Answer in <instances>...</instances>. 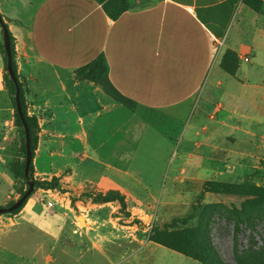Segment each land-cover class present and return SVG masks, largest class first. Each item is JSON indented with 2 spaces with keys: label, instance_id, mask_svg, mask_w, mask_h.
Returning <instances> with one entry per match:
<instances>
[{
  "label": "rangeland",
  "instance_id": "rangeland-1",
  "mask_svg": "<svg viewBox=\"0 0 264 264\" xmlns=\"http://www.w3.org/2000/svg\"><path fill=\"white\" fill-rule=\"evenodd\" d=\"M15 1L18 2L17 7L14 5ZM40 1L32 0L33 7L26 8L27 0H8L7 6H2L3 13H0L9 30L11 19L13 22L16 21L13 17H19L23 20L22 24L18 20V24H10L14 28L17 26L16 30L20 34ZM242 2L247 7L251 5L257 9L256 13L264 21V0ZM12 10L17 14L12 13ZM240 18L241 13L237 21ZM263 29L262 26L251 27L239 32L238 38L235 36L236 26L230 30L228 42L215 50V58L228 72H234L239 63L241 80H233V86L229 90L225 81L221 92L210 94L205 90L204 97L207 101L201 99L200 102L193 103L190 109L181 112L178 117L171 112L150 115L143 109L122 103L129 114L125 115L127 125L118 128L139 148L140 157L143 159L140 158L141 161L137 162L146 165L151 163L147 157L152 158L153 154L167 156L159 159L161 162L166 161V169L158 185L160 190L156 193L157 198L155 197L151 206L144 207L145 212L140 211L133 217L127 205L122 207L119 201H99V196L95 198L96 195L103 194L102 192L90 191L88 187H73L70 175L74 165L67 150L77 143L72 142L70 137L49 140L46 129L51 124L48 118L52 111L40 108L38 99L30 97L29 85L32 84V78L27 70L20 69L16 57L18 50L14 43V62L30 119L31 148L34 152L30 175L35 185L24 204V207L27 205L29 208L24 216L40 225L36 215L44 220L43 214H63L67 219L63 225L70 232L78 230L77 236L73 234L76 236L74 238L63 236L56 239V233L53 234L55 229H50L54 237L50 234L43 242L41 250V255L52 257V261L47 264H264V202L253 196L212 194L203 188L204 183L209 180L250 183L264 187V38H256ZM232 40L239 42L235 48L249 62L231 54H223ZM252 44L254 50L247 47ZM242 46H246L247 50ZM0 56V208H7L28 190V183L24 176L26 139L23 128L16 120L15 93L6 67L1 25ZM216 61L212 67L213 75L219 69ZM106 97L102 103L106 104L107 99L114 101L110 95ZM219 103L225 105L223 109L216 106ZM82 106L95 115L99 104L93 97L92 101L87 99ZM145 112L148 115L143 116ZM200 115L204 116L208 131L197 136ZM211 115L216 119H210ZM223 120L237 126V130H232L236 140H221L229 135L230 130L228 126L219 125ZM95 123L97 121L94 117L85 118L88 130L91 131ZM187 123L189 126L183 132V126ZM108 126L109 129L116 128ZM246 130L251 135H247ZM209 134L214 135L211 141L221 149L212 155L210 151L205 152L203 145ZM195 142L202 144L201 149L197 148ZM191 152L193 155L187 159ZM136 153L137 149L131 145L121 153L123 157L118 160L126 170L137 169L134 164L128 165ZM200 153L207 155L200 157ZM169 163L171 167L168 169ZM182 165L187 167V173L181 175L183 180L174 179V174H177ZM200 167L204 170L200 171ZM118 182L123 188L131 190L132 194H139L142 202H151L154 198L152 193L148 195L145 190L128 180L120 179ZM110 191L117 190L110 189L107 193ZM49 202L53 203V209H47ZM79 215L84 221L78 218ZM90 215L106 222L90 220ZM189 215L191 217L184 224L185 221L181 219ZM175 219L181 221L178 228L167 231L165 226L174 223ZM107 227L122 231L126 237V246H121L123 238L120 246L104 247L102 252L90 249L81 252V248L77 247H65L62 251V242L70 243L72 239L85 247L87 241L93 240L94 234ZM204 236L209 240L212 254L206 251ZM31 242H34L33 237ZM0 260L1 264H16L6 254L0 255ZM40 260L42 264L43 259Z\"/></svg>",
  "mask_w": 264,
  "mask_h": 264
},
{
  "label": "crops",
  "instance_id": "crops-1",
  "mask_svg": "<svg viewBox=\"0 0 264 264\" xmlns=\"http://www.w3.org/2000/svg\"><path fill=\"white\" fill-rule=\"evenodd\" d=\"M132 2L138 7L125 12L117 20H112L95 0H41L20 34L16 30L17 26L14 28L10 24H22L23 20L19 17H13L18 23L11 22V19L9 27L18 50L17 63L32 78V84L29 85L30 97L38 99L40 108L52 111L48 118L51 124L46 129L49 140L70 137L72 142L77 143L67 150L74 165L70 175L73 187H88L90 191L103 194L110 189L117 190L125 197L133 217L138 212H143L144 207L151 206L152 201L157 198L156 193L160 190L158 185L166 169V161L161 162L159 159L167 156L153 154L152 158L147 157L151 160L150 164L138 163L137 161L143 159L140 157L139 148L118 128L127 125V107L112 96L110 97L113 102L107 99L106 104L102 103L109 94L92 82L77 81L76 69L104 54L111 83L122 95L134 102V108L143 109L150 115L171 112L178 117L181 112L190 109L193 103L200 102L201 99L207 101L204 97L205 90L210 94L221 92L223 81L228 84L229 90L233 86V80H241L240 68L236 75L227 72L216 61L215 50L225 46L234 26L237 29L235 36L238 38L239 32L251 27H264V21L258 13L244 5L242 0ZM7 3L8 0H0L1 12L2 6L6 7ZM14 5L17 7L18 2L15 1ZM25 5L26 8L33 7L32 0H27ZM12 13L17 14L14 10ZM240 13L241 18L237 21ZM259 37L264 38V29L256 36ZM237 45L239 42L232 40L223 54L230 51L245 60L247 57L238 53L235 48ZM242 47L246 50L251 47L254 50L253 44ZM218 54L219 50L216 57ZM215 61L219 69L213 75ZM210 76L213 78L210 79ZM93 97L99 104L95 115L82 106L87 99L92 101ZM216 106L223 109L225 105L219 103ZM146 112L142 115H148ZM89 116L97 121L93 125L92 133L85 126V118ZM210 119L215 120L216 117L211 115ZM197 123L199 128L196 127V135L207 133L204 116L200 115ZM108 125L116 128L109 129ZM219 125L228 126L230 129L229 135L221 140L232 141V130H237V126L224 120ZM188 126V123L183 126V132ZM165 134L169 136L167 132ZM246 134L251 135L249 130H246ZM213 137L212 134L207 135L203 144L205 152L210 151L211 155L221 150L211 141ZM194 144L201 149L202 144ZM129 145L137 149L136 155L128 164L135 165L137 169L133 171L126 170L118 160L123 157L121 153ZM192 155V152L189 153L187 159ZM206 155L207 153L199 154L200 157ZM170 167L171 163L167 168ZM199 169L204 170L201 167ZM185 173L187 167L182 165L177 174H174V179L183 180L181 175ZM120 179L139 186L148 195L152 193L154 198L151 202H142L139 194L134 195L131 190L120 185ZM46 207L53 209L54 205L49 208L47 204ZM28 209L26 205L17 214L0 216V255L6 254L16 264H41L40 259H43L42 264H47L52 261L51 255H41L42 244L46 238L50 234L54 237L53 234L56 233V239L63 236L70 239L77 236L78 230L70 232L63 225L67 222L63 214H43L44 220L36 215L41 223L37 225L24 216ZM90 217L93 221L106 222L97 216ZM78 218L82 219L80 215ZM50 229H55V232L52 234ZM94 237L91 242L87 241L85 247L72 239L70 243L62 242V251L65 247H77L81 248V252L89 249L102 252L104 247L120 246L123 238L121 246H126V237L122 231L110 227L101 229Z\"/></svg>",
  "mask_w": 264,
  "mask_h": 264
},
{
  "label": "trees",
  "instance_id": "trees-1",
  "mask_svg": "<svg viewBox=\"0 0 264 264\" xmlns=\"http://www.w3.org/2000/svg\"><path fill=\"white\" fill-rule=\"evenodd\" d=\"M95 1L102 6L105 13L112 20H117L125 12L129 11L132 8L138 7V6L133 4L132 0H95ZM145 4H147V2H145ZM248 7H250L253 11L257 12V9L253 8L251 5H248ZM1 16L3 17L2 13H1ZM10 37H11L12 54H13V67H14V71L16 73V77L18 78L17 70H16L15 62H14L15 38L13 37L11 32H10ZM4 51H5V49H4ZM5 54H6V51H5ZM225 54L226 55L231 54L233 57H238L235 53L230 52V51L226 52ZM6 60H7V56H6ZM6 67H7V64H6ZM238 67H239V63H238ZM238 67L234 72H229V73L232 75H235L237 73ZM9 77H10V75H9ZM9 79H10V83H11L13 92L15 93V96H16L15 84H14L13 80L11 79V77ZM75 79L77 81L92 82V83L104 88V90L110 96H112V98L115 99L117 102L127 104L130 106H134V102L132 100L128 99L127 97H125L124 95H122L114 87V85L111 83V81L109 79V66H108V62H107V59H106L104 54H100L97 58H95L93 61H91L87 65L76 69ZM19 85L21 88V103H22V107H23V111H24V117H25V119L29 125V128H30V119L27 116L25 98H24V94H23V90H22V86H21L20 82H19ZM15 109H16V114H15L16 120H17L19 126L23 128V134L25 136L24 126H23L22 120H21L19 113L17 111V108H16V98H15ZM30 133H31V129H30ZM31 147H32V144H31ZM24 150L26 152V144L24 146ZM33 157H34V152L32 151L31 170L33 169ZM24 172H25V164H24ZM24 176H25V173H24ZM30 178H31V175H30ZM25 179H26V177H25ZM26 181H27V179H26ZM203 188H204V191H206L208 193H212V194L253 196V197H259L264 202V187L257 186L255 184L225 183V182H220V181H215V180H209L206 183H204ZM28 189H29V185H28ZM96 197H98L99 201H119L122 207L126 206L125 197L117 191H110L105 195H103V194L96 195L95 198ZM25 202H24V204H25ZM13 204H11V205H13ZM24 204L19 209H16L12 212H7V214H13L14 215V214L19 213L22 210V208L24 207ZM194 211L196 212V210H194ZM191 215H192V213H191ZM191 215H189L187 218L181 219V220L185 221L184 224L186 222H188V219L191 217ZM180 222L181 221L179 219H175L174 223H170V224L166 225L165 229L168 231L169 229L178 228V225L180 224ZM203 235H204V233H203ZM204 246L206 247V251L208 252V254H212V249H211L209 240L206 236H204Z\"/></svg>",
  "mask_w": 264,
  "mask_h": 264
},
{
  "label": "water",
  "instance_id": "water-1",
  "mask_svg": "<svg viewBox=\"0 0 264 264\" xmlns=\"http://www.w3.org/2000/svg\"><path fill=\"white\" fill-rule=\"evenodd\" d=\"M0 25L3 29V42H4V49L6 51L7 56V71L13 80L15 87H16V108L19 113V116L22 120L24 130H25V139H26V162H25V177L27 179L29 189L26 191V193L18 199L13 205L7 208H0V215L12 212L16 209H19L24 202L28 199V197L31 195L32 191L34 190V181L30 178V172H31V163H32V148H31V133L29 125L24 117V111L21 103V88L19 85V80L16 77V73L14 71L13 67V54H12V45H11V37H10V30L5 24L3 17L0 13Z\"/></svg>",
  "mask_w": 264,
  "mask_h": 264
},
{
  "label": "built area",
  "instance_id": "built-area-1",
  "mask_svg": "<svg viewBox=\"0 0 264 264\" xmlns=\"http://www.w3.org/2000/svg\"><path fill=\"white\" fill-rule=\"evenodd\" d=\"M245 60L248 61L247 58H246ZM52 206H53V203H52V202H49V203H48V207L51 208Z\"/></svg>",
  "mask_w": 264,
  "mask_h": 264
}]
</instances>
